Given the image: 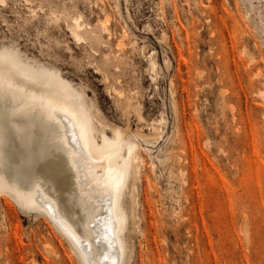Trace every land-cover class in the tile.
Returning <instances> with one entry per match:
<instances>
[{
    "label": "rangeland",
    "instance_id": "obj_1",
    "mask_svg": "<svg viewBox=\"0 0 264 264\" xmlns=\"http://www.w3.org/2000/svg\"><path fill=\"white\" fill-rule=\"evenodd\" d=\"M0 52L139 146L127 264H264V0H0ZM0 264L79 263L2 195Z\"/></svg>",
    "mask_w": 264,
    "mask_h": 264
},
{
    "label": "bare ground",
    "instance_id": "obj_2",
    "mask_svg": "<svg viewBox=\"0 0 264 264\" xmlns=\"http://www.w3.org/2000/svg\"><path fill=\"white\" fill-rule=\"evenodd\" d=\"M107 23L101 27L110 35ZM94 132L82 97L63 80L0 52V197L49 219L79 264H127L139 146L116 129L112 138L102 131L97 145Z\"/></svg>",
    "mask_w": 264,
    "mask_h": 264
}]
</instances>
